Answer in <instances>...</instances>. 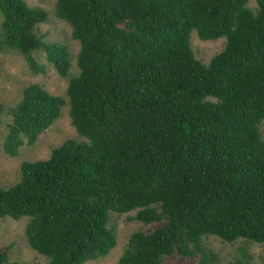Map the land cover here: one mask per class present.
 <instances>
[{"label": "trees", "instance_id": "obj_1", "mask_svg": "<svg viewBox=\"0 0 264 264\" xmlns=\"http://www.w3.org/2000/svg\"><path fill=\"white\" fill-rule=\"evenodd\" d=\"M254 1L252 9L249 0H55L79 42L66 96L86 140L23 160L20 180L0 187V218L27 216L28 244L46 264L107 255L116 244L110 210L164 222L132 232L116 264L193 256L209 235L264 242V0ZM0 15V51L16 50L43 72L33 56L42 50L68 76L67 47L35 32L44 9L0 0ZM193 30L202 40L225 37L207 64L190 47ZM65 103L27 85L3 150L14 156L33 144Z\"/></svg>", "mask_w": 264, "mask_h": 264}, {"label": "rangeland", "instance_id": "obj_2", "mask_svg": "<svg viewBox=\"0 0 264 264\" xmlns=\"http://www.w3.org/2000/svg\"><path fill=\"white\" fill-rule=\"evenodd\" d=\"M25 2L31 7H40L46 11V20L36 26L35 32L45 42H58L65 45L71 55V65L68 76L63 77L46 62L44 51L41 50L34 52L33 56L39 63L46 64V67L43 72H34L20 52L8 47L0 51V102L4 108L0 114V187L11 186L20 180V164L23 160L48 158L52 148L69 138L86 140L76 132L71 124L66 96L69 78L77 75L79 71L76 65L79 42L72 38L70 25L56 15L55 0H25ZM248 6L254 9L255 1L249 0ZM1 21L0 15V23ZM224 44L225 37L202 40L194 30L190 34V47L194 56L204 64L220 52ZM32 83L40 84L49 92L64 97L66 103L61 107L60 117L42 131L33 144L22 145L16 155L10 156L2 148L8 124L12 120L10 111L21 99L23 89ZM135 213L136 210L121 214L110 210L108 227L115 235V246L107 255L85 261L82 264H116L132 232L137 230L150 232L159 224L164 223L144 224L135 219ZM27 221V216L18 219L0 218V252L6 251L7 262L5 264L15 262L46 264L47 258L37 253L28 244L25 234ZM200 245L202 251L193 256L174 253L164 257L161 264H262L264 262V242H250L244 239L227 242L214 235H209L201 239ZM203 253L207 262L202 261Z\"/></svg>", "mask_w": 264, "mask_h": 264}]
</instances>
